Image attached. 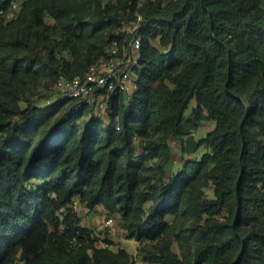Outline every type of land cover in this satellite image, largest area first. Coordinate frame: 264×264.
Instances as JSON below:
<instances>
[{
  "label": "trees",
  "instance_id": "trees-1",
  "mask_svg": "<svg viewBox=\"0 0 264 264\" xmlns=\"http://www.w3.org/2000/svg\"><path fill=\"white\" fill-rule=\"evenodd\" d=\"M129 1H37L7 24L0 18V264H134L124 248L97 246L76 198L90 209L103 205L110 216L121 213L128 238L155 242L149 262L264 264V0ZM10 6L0 0V14ZM127 8L147 11L132 34L121 30L134 18ZM46 12L61 24L57 46L72 61L29 52V35ZM136 37L138 88L129 103L112 96L110 124L92 118L82 127L91 109L71 98L21 106L26 81L83 75L114 41L122 46ZM192 99L197 106L186 120ZM66 104L71 110L55 118ZM204 119L216 125L193 144L191 152L209 149L200 160H187L168 181L164 165L160 178L145 175L146 160L163 156L167 163L168 141L188 133L187 121ZM139 138L146 142L140 155ZM204 179L214 184V199L204 197ZM179 214L207 215L194 227V248L192 235L181 236L167 220Z\"/></svg>",
  "mask_w": 264,
  "mask_h": 264
},
{
  "label": "rangeland",
  "instance_id": "rangeland-1",
  "mask_svg": "<svg viewBox=\"0 0 264 264\" xmlns=\"http://www.w3.org/2000/svg\"><path fill=\"white\" fill-rule=\"evenodd\" d=\"M38 1V2H37ZM11 0V6L7 13H1L0 18L5 21V24L13 19H16L21 11L25 8L33 9L36 7V2L38 5H43L45 0ZM172 0H166V2H171ZM109 2L117 3V0H103L104 4ZM146 0H136L137 7H142ZM132 3V0L129 1ZM147 13V11L145 12ZM145 13L136 10L134 14L128 10L125 12L126 16H132V20H125L123 22L122 31H126L129 34L134 33V31L139 28L142 22L145 20ZM30 43L32 49L30 53L37 54L39 56L50 59V55L54 54L57 59H68L73 60L71 53L67 50H61L57 46V42L64 38L63 29L61 24L56 18L51 14V12H46L43 16L42 24L36 25L31 31ZM132 40V39H131ZM155 45H159L157 41L154 42ZM54 50V53H52ZM164 50V49H163ZM21 95V106L25 107L28 103L39 106H49L55 103L60 95V90L56 85L55 80L47 73H43L39 76L37 80H29L20 87ZM197 106V100L192 99L189 107L185 113V119H193L194 111ZM71 110L69 104L63 105L61 109L57 112L55 118H59L66 112ZM109 110L105 109L100 116H97L94 111L84 113L79 119L82 127L86 126L92 118H97L102 121L103 125H108L111 123V116ZM216 123L210 119H204L200 122L198 126H195L192 122H186V129L188 133L183 137H171L168 141L171 153L170 158L167 163L164 162L163 156H158L145 161L144 173L146 176L158 179L163 173L162 166L164 165L165 174L164 178L168 181L172 176L176 175L184 166L185 162L190 159L200 160L204 153L208 152L205 146L200 147L198 150L191 152L193 144L198 140L202 139L215 127ZM161 133H155L153 138L159 140ZM137 154H142L143 150L140 148L142 143H146L143 139H137ZM201 188L205 198L214 199L215 191L214 184L211 180H202ZM74 207L81 217L82 225L92 229L96 236V243L98 246L103 247L104 243H109L110 247H106L111 251H118L120 248L126 249L132 256L134 264H157L149 262L145 259V254L149 248L155 243L151 241H137L135 239L128 238L127 231L123 226V219L121 213H116L110 216L103 205H98L93 209H90L85 203H82L78 198L74 202ZM227 211L217 217L221 220L225 219ZM113 217V224L107 225V220ZM207 215H204L202 219L196 218L192 215H169L167 220L173 223L176 227V231L180 233L181 236L192 235L191 245L195 247L193 238V230L199 221L201 224L204 223ZM173 250L183 257V249L181 248L177 238L173 237ZM188 244V243H187Z\"/></svg>",
  "mask_w": 264,
  "mask_h": 264
},
{
  "label": "built area",
  "instance_id": "built-area-1",
  "mask_svg": "<svg viewBox=\"0 0 264 264\" xmlns=\"http://www.w3.org/2000/svg\"><path fill=\"white\" fill-rule=\"evenodd\" d=\"M153 1H160L163 7L171 3L166 0ZM140 48V37L125 41L122 46L118 41H114L108 50V56L89 67L83 75L59 77L56 82L60 90L59 98H71L77 100L80 105L85 103L97 116L108 109L110 99L114 95L122 94L129 103L138 88L136 68L139 67ZM106 223L112 225L113 217ZM92 237L96 239L94 233ZM102 246L106 248L110 247V244L106 242Z\"/></svg>",
  "mask_w": 264,
  "mask_h": 264
}]
</instances>
